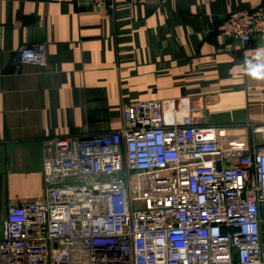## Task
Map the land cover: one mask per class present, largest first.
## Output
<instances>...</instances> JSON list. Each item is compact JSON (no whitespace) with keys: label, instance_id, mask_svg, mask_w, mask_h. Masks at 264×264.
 I'll return each instance as SVG.
<instances>
[{"label":"built area","instance_id":"1","mask_svg":"<svg viewBox=\"0 0 264 264\" xmlns=\"http://www.w3.org/2000/svg\"><path fill=\"white\" fill-rule=\"evenodd\" d=\"M215 32L250 43L264 34V2ZM18 56L49 64L44 43ZM220 128L200 97L126 104L116 131L49 137L44 194L10 206L0 264H264V145L224 147ZM250 128L264 138V125Z\"/></svg>","mask_w":264,"mask_h":264},{"label":"crops","instance_id":"2","mask_svg":"<svg viewBox=\"0 0 264 264\" xmlns=\"http://www.w3.org/2000/svg\"><path fill=\"white\" fill-rule=\"evenodd\" d=\"M263 2L0 0V237L10 206L44 194L45 140L116 131L126 104L203 97L224 147L263 146L250 124L264 125V34L243 44L215 32ZM42 43L47 67L20 62ZM261 216L264 231V205Z\"/></svg>","mask_w":264,"mask_h":264},{"label":"water","instance_id":"3","mask_svg":"<svg viewBox=\"0 0 264 264\" xmlns=\"http://www.w3.org/2000/svg\"><path fill=\"white\" fill-rule=\"evenodd\" d=\"M234 261H237V254L234 256Z\"/></svg>","mask_w":264,"mask_h":264}]
</instances>
